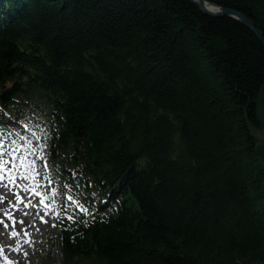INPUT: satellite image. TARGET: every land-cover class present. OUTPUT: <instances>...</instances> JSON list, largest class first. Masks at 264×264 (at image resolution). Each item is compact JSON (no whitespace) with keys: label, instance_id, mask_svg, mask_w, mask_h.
Masks as SVG:
<instances>
[{"label":"trees","instance_id":"obj_1","mask_svg":"<svg viewBox=\"0 0 264 264\" xmlns=\"http://www.w3.org/2000/svg\"><path fill=\"white\" fill-rule=\"evenodd\" d=\"M263 91L257 35L191 0H0V131L44 121L65 264H264Z\"/></svg>","mask_w":264,"mask_h":264},{"label":"rangeland","instance_id":"obj_2","mask_svg":"<svg viewBox=\"0 0 264 264\" xmlns=\"http://www.w3.org/2000/svg\"><path fill=\"white\" fill-rule=\"evenodd\" d=\"M261 114L264 118V99ZM22 118L23 119L21 120V123L20 121H18L13 124L11 129H5V131H7L6 135L0 134V141L3 142V146L7 148L10 152V155L5 156V159L11 160L15 157L17 153L19 154L21 151H23L25 156H27L25 157L26 161H37V158H39V156H47L48 138L45 132L42 134L44 128V121L38 117H34L31 115L27 117L24 116ZM25 127H29L30 132H26ZM256 127L261 128V125ZM45 163L47 164V166L49 165L47 160ZM48 177L50 178L52 183L49 187H45V189L49 190V188H55L57 191V194L55 196L51 195V189L49 191V194H46L49 196V199L47 201H49L51 207L55 206V208L53 207L52 209L53 213L52 211H50L49 214H45L46 211L44 209H42L41 211V208L38 209L37 207L25 208V210L22 212L23 215L24 213H28V215H24V218H26L25 223L22 225L21 223L17 222L15 227V231L20 232L19 237H15L12 241L8 242L11 246H14L17 245L19 239H22V241L20 242V246L23 245L25 239L23 235V230L26 227L29 233L30 231H35L36 236L32 239V244L36 243L34 239L38 238L39 236V243H36L38 245L35 246V249L31 248V244L27 243L26 250L22 251L24 258L22 264H65L62 257L61 249L57 244V237L59 235L57 222L60 215L58 214V210L62 206L61 189L63 188V185L59 177H57L54 172L48 174ZM15 191L16 188H12L11 195H14ZM54 197L56 198V200L59 201L56 204ZM37 212H39V215H36ZM41 216L44 218V220L47 221L46 224L41 221ZM19 218L22 219V217ZM2 219L6 218L3 217L2 214H0V220ZM9 222L11 221L9 220ZM11 229L13 230V228ZM37 229H39V231H37ZM24 253H27V255H25ZM7 257L13 262L17 260L15 256ZM0 264H5L4 258L1 254Z\"/></svg>","mask_w":264,"mask_h":264},{"label":"snow or ice","instance_id":"obj_3","mask_svg":"<svg viewBox=\"0 0 264 264\" xmlns=\"http://www.w3.org/2000/svg\"><path fill=\"white\" fill-rule=\"evenodd\" d=\"M10 155V152L7 148H5L3 146V142L0 141V182H3L5 180H8V182L10 184L16 185L17 187H20L23 189V191L30 193L31 195H35L37 197H40L39 202L37 205H33L31 203L30 200L25 201L24 197H22L20 195L19 192H14L15 195V199H16V204H12L11 201H9V204L11 206L12 209H17L19 208L20 205H23L25 208L28 207H43L45 209H50L51 208V204L46 203V201L49 199V196L42 193L41 191L37 190V186H38V182H36V186H28V185H17L16 184V176L14 174H10L11 173V169L9 167H7L9 164L14 163V161H10V160H6L5 156ZM41 159H45L43 156L40 157ZM32 166H33V175L31 177L29 176H24V179H32L35 181V177L40 175L39 172H37L35 170V163L36 161L33 160L32 162ZM44 168H47V164H44ZM6 173H8V175H6ZM49 184L52 183L51 180L48 181ZM0 186H4L7 187V184H0ZM57 194V191L55 188L51 189V195L55 196ZM69 199H71V197H69ZM5 200L4 196H0V203H2ZM0 213H3L4 216L7 217L8 220H10L12 222V227H13V231L10 233L11 237H19V233L15 231V225L17 223V221L15 220L14 216L11 214V212L7 209H0ZM24 215H28V213H24ZM36 215H39V212L36 213ZM41 221L44 223H47L46 220H44V218L41 216L40 217ZM19 223L23 224V221H19ZM0 224H3L5 228L8 227L7 223H4L3 220H0ZM34 226V225H33ZM55 226V225H53ZM37 231H39V229H37ZM23 235H24V243H28L31 244L32 240L30 237V233L27 230V227L23 230ZM13 251H20V242L18 240L17 246L15 248L12 249ZM3 253V248H0V254ZM25 255H27V253H24ZM4 261L5 264H14L13 261L9 260L7 256H4Z\"/></svg>","mask_w":264,"mask_h":264},{"label":"bare ground","instance_id":"obj_4","mask_svg":"<svg viewBox=\"0 0 264 264\" xmlns=\"http://www.w3.org/2000/svg\"><path fill=\"white\" fill-rule=\"evenodd\" d=\"M206 6L209 7V8H212L211 4H209V3H206ZM17 160H18L17 157H15V166H14L15 168L13 170H15V172H16L15 176H17L18 174L20 175V177H18L19 179H21V182H22L20 184L21 185H28V186H30V185L31 186H35L33 183L30 182L31 180L24 179V176H26L25 175L26 171H24V173L21 175L20 167L23 164H19L18 165V161ZM16 165H18V166L16 167ZM22 172H23V170H22ZM18 178L16 179V181L20 182V180ZM16 187H17L16 185H14V186L8 185L7 187L0 186V196H4L5 197V200L3 201V203H0V209H7V210H9L11 212V214L14 216L15 219H17L20 216V217H22L24 219L23 221H25L26 219L24 218V215L22 214V212L25 210V207L23 205H20L18 210H17V209H12L10 204H9V201H11L12 204H16L15 195H11L12 188H16ZM15 192H19L20 195L22 197H24L25 201H28V200L31 201L33 199V195H31L28 192L23 191V189L20 188V187H17ZM38 209H40V208H38ZM40 210L42 211V209H40ZM0 214L3 215V213H0ZM4 217L6 219H2V220L4 221V223L6 222L8 224V227L5 228L3 224H0V248H3V253L1 255L3 257L4 256L14 257V256L23 255L22 251L26 250L27 243H24L23 245L20 246V251H13L12 250L13 248H15L17 246V245L11 246L8 243V242L12 241L15 238V237H11L10 236V233L13 231L11 229V228H13L12 227V222H9V220L7 219L6 216H4ZM8 234H9V237H8ZM30 235H31L30 237H31V240H32L36 236L35 231H30ZM21 241H22V239H19V242H21Z\"/></svg>","mask_w":264,"mask_h":264},{"label":"water","instance_id":"obj_5","mask_svg":"<svg viewBox=\"0 0 264 264\" xmlns=\"http://www.w3.org/2000/svg\"><path fill=\"white\" fill-rule=\"evenodd\" d=\"M191 1H193L205 13L210 14L212 16H221L224 14H229L231 16L236 17L237 19L242 21L245 25H247L250 29H252V31L257 35V37L259 38V40L261 41L264 47V33L259 28H257L254 22L242 12L232 9V8H224L221 6L211 4L207 0H191ZM206 3L211 4L212 8L207 7ZM263 99H264V91L260 95V107L257 112L258 120L261 123V128L252 126V129L258 141V145H257L258 161L260 163L261 168L264 171V118L261 114L262 107H263Z\"/></svg>","mask_w":264,"mask_h":264}]
</instances>
